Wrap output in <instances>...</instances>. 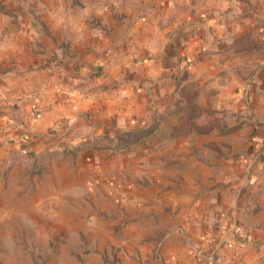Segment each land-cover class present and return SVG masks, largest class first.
Segmentation results:
<instances>
[{
	"label": "rangeland",
	"instance_id": "374dc122",
	"mask_svg": "<svg viewBox=\"0 0 264 264\" xmlns=\"http://www.w3.org/2000/svg\"><path fill=\"white\" fill-rule=\"evenodd\" d=\"M192 1L198 33L226 39L238 29L240 40L199 52L142 127L59 124L39 146L0 138V264H162L170 237L201 214L208 229H234L235 262L264 264V0ZM170 2L0 0V81L39 72L43 36L65 54L96 16L160 28L175 14Z\"/></svg>",
	"mask_w": 264,
	"mask_h": 264
},
{
	"label": "crops",
	"instance_id": "0c3cea01",
	"mask_svg": "<svg viewBox=\"0 0 264 264\" xmlns=\"http://www.w3.org/2000/svg\"><path fill=\"white\" fill-rule=\"evenodd\" d=\"M170 3L175 14L170 23L160 28H145L140 20L127 24L126 18L113 17L108 12L96 16L84 28L87 37L83 30H74L79 37L70 39L65 54L61 40L56 37V44L51 46L48 36H43L39 56L46 64L36 69L39 72L29 74L24 70L21 76L14 70L0 81V105L5 106L0 110V138L20 141L21 147L32 143L39 146L51 138L48 133L59 124L112 134L142 127L155 110L152 107L149 113L151 105L157 106L161 96L177 89L181 73L199 52L223 51L224 42L234 49L241 37L237 29L227 35L229 38H213L206 34L205 26L200 34V25L194 22L199 11L190 9L193 1ZM234 4L243 7L241 0H234ZM246 4V22L253 26L257 15L250 11V2ZM234 11L232 17L238 27L241 15ZM260 17L264 20V9ZM29 46L24 49L31 51ZM25 56L33 55L25 51ZM27 63L28 68L33 66V60ZM38 110L41 117L35 119ZM5 116L8 120L4 128ZM234 198H229L228 205L233 206L230 201L235 202ZM230 210L226 206L225 211ZM225 215L227 228L231 216ZM201 216H189L182 233L175 232L170 237L164 246L162 264H238L233 256L241 242L232 239L234 229L229 227L225 233L224 228L208 229V224L197 220Z\"/></svg>",
	"mask_w": 264,
	"mask_h": 264
},
{
	"label": "built area",
	"instance_id": "2783aa9c",
	"mask_svg": "<svg viewBox=\"0 0 264 264\" xmlns=\"http://www.w3.org/2000/svg\"><path fill=\"white\" fill-rule=\"evenodd\" d=\"M41 117V111L38 110L37 112L34 113V118L39 119Z\"/></svg>",
	"mask_w": 264,
	"mask_h": 264
}]
</instances>
